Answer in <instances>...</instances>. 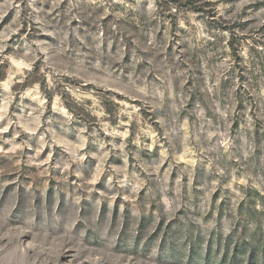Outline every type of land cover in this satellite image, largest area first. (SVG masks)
<instances>
[{"label":"rangeland","instance_id":"rangeland-1","mask_svg":"<svg viewBox=\"0 0 264 264\" xmlns=\"http://www.w3.org/2000/svg\"><path fill=\"white\" fill-rule=\"evenodd\" d=\"M0 264H264V0H0Z\"/></svg>","mask_w":264,"mask_h":264}]
</instances>
